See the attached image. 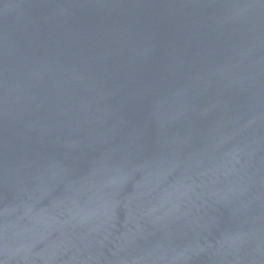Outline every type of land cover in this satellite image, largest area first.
<instances>
[{"label": "water", "instance_id": "95a60500", "mask_svg": "<svg viewBox=\"0 0 264 264\" xmlns=\"http://www.w3.org/2000/svg\"><path fill=\"white\" fill-rule=\"evenodd\" d=\"M0 264H264V0H0Z\"/></svg>", "mask_w": 264, "mask_h": 264}]
</instances>
